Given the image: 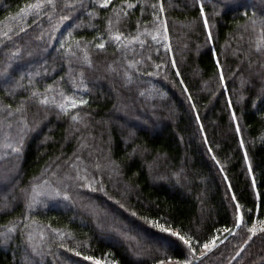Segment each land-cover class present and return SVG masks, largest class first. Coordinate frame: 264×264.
<instances>
[{
  "label": "trees",
  "instance_id": "16d2710c",
  "mask_svg": "<svg viewBox=\"0 0 264 264\" xmlns=\"http://www.w3.org/2000/svg\"><path fill=\"white\" fill-rule=\"evenodd\" d=\"M29 2L0 0V30L13 29L0 38V233L16 225L0 236V264L184 259L186 246L153 222L192 237L197 255L217 238L194 264H264V232L233 226L236 203L248 227L264 219V52L248 24L264 0H129L118 24L123 0H72L75 9L57 0L51 20L29 16L20 32L10 17ZM60 15L69 19L58 24ZM109 18L124 47L109 40ZM70 31L81 43L71 63L60 46ZM49 86L57 102L63 91L88 103L67 112L39 103L33 90ZM7 134L23 138L19 153L3 147ZM37 186L51 195L29 209Z\"/></svg>",
  "mask_w": 264,
  "mask_h": 264
},
{
  "label": "snow or ice",
  "instance_id": "6c2138e0",
  "mask_svg": "<svg viewBox=\"0 0 264 264\" xmlns=\"http://www.w3.org/2000/svg\"><path fill=\"white\" fill-rule=\"evenodd\" d=\"M76 3H79L81 7H83V0H76ZM76 3H73L72 0H65L64 2V7L66 8H73L75 9L76 7ZM94 4H98L100 5L102 8H106L108 7V5H110L112 3V0H93ZM123 4H127V8H133L134 5L132 3L129 2V0H123V3L120 7H113V14L115 17V23L118 24L119 20H120V15L121 12L124 11L123 8ZM58 7V3L57 0H30L29 3H26L23 7H21L18 12L16 13V15L14 17H10V19L16 21L19 25V31L23 32L25 31V28L27 26V19L29 16L34 17L33 23L36 22V20H38L41 15H47L48 19L51 20L52 19V13H55L56 9ZM153 8H156L157 5L153 4L152 5ZM160 7V11H163V4L161 3L159 5ZM201 12L204 11L203 8V4L201 3ZM48 9L50 10V12H46L45 10ZM127 13L125 12V15ZM89 16L91 17H95L97 15V13L95 11L89 12L88 13ZM245 16H248V13L245 12L244 13ZM69 17L67 15H60L58 18V24L63 23L64 21L68 20ZM159 19V17H158ZM108 27H107V35L110 41L114 42L117 44L118 47H124L125 45L122 43V37H123V33L119 31L118 28H114V20L113 18H109L108 19ZM204 24L207 25L208 24V19L207 16H204ZM248 24L251 25L252 29L254 31H258V36H257V40L255 43V49L258 52H264V15H261L259 17L256 16V13L253 11V14L251 17H248ZM58 25L54 26V30H56V27ZM76 27H79V25H76ZM13 29L12 28H6L4 30H0V38H7L10 39L11 37L9 36V33L12 32ZM98 36L100 37L101 42L96 44L95 47H97L98 49H104L105 48V44L107 43L106 41L103 40V34H98ZM212 36V32L209 30L208 32V37L209 39ZM67 37L63 42H61V48H65V46H67V55L70 58V63H71V58H76V51L73 49V46H75L76 49H80L81 48V43L78 40H74L72 39V32H68ZM155 38V37H154ZM133 39H138V37H133ZM91 43L86 42L85 46L83 47L82 51L84 52V62H86L87 64H91V60L88 56V48L87 45ZM128 43H131V41H128ZM141 44H143V41H141ZM170 47V45H169ZM16 55V54H13ZM175 63V61L173 60V64ZM217 63H219V60H217ZM6 71V69H5ZM221 79L223 78V69H221ZM52 91L51 86L47 87L45 89V93H40L36 90H33L32 92V96L36 97L38 99V102L41 104H45L47 105L50 102H53L56 104V106L63 112H67L70 109L76 108L78 105H82V104H87V100H84L82 98H74V97H70V96H65L64 92L61 91L59 93L61 100L59 102L56 101V98L54 96L50 97L49 95H47V93H50ZM9 108L11 106H8ZM16 112H21L22 108H17L15 110ZM12 113L10 112L9 115H11ZM74 120H78L80 119L79 114L77 113L76 115H74L72 117ZM233 118H235V112H233ZM24 126L25 128L27 127V122L24 121ZM8 127H11V124L8 125ZM236 130L239 131V125H237ZM5 143L3 144L4 148H8L11 149L12 152L15 153H19L21 151V145L23 143V138L21 137V140L17 143H12L10 141V137L8 135H5L4 137ZM241 143H243V141H241ZM245 156H247V152H245ZM251 163H249V170H251ZM81 179L87 181L88 177L87 176H82L80 177ZM88 187H91V184L87 185ZM230 187V185H229ZM54 194L56 196L61 195L60 191L54 190ZM47 195H51V193L45 192L43 190H41L38 186L34 187L31 193V197H30V203L28 205V208L31 209V207L40 202V197L42 196H47ZM65 199H68L69 197L67 196V194H63ZM232 199L235 200V196H232ZM234 208L236 210V215H235V220L233 222V226L236 228H239L241 226H244L246 228V230L251 233L252 235H256V233L259 232H264V219L262 220H257L256 223H253L251 225V227H248L247 222L244 219L243 214H241L239 212L240 209V205L239 203H236L234 205ZM251 211V210H249ZM134 215V214H133ZM33 224H35V221L33 222ZM154 226L158 229H160V231L164 234H169L171 237H175L178 239V241L182 242V244L184 246H186L187 252L185 253V258L184 259H179V258H173L170 256H167V253H164L165 258L163 259H158L155 264H194L195 261L200 260V258L202 256H204L206 253L204 250H207L208 252H211L213 248H215L217 246L216 244V237H213L209 242H206L202 245V250L200 251L199 255H197V248L193 246V238L192 237H186L185 235H182L180 232L173 230L171 227L165 226V224H161L159 222H153ZM25 227H31L30 225L26 224ZM47 227H51L50 225H48ZM53 232H58V229H52ZM218 232L220 231L219 229L217 230ZM224 232H228L230 234H232V229L228 228V227H224L223 229ZM16 232V225H13L11 228H6V231L4 233H0V236H4V237H9L10 233H14ZM39 235L43 236L44 232L41 230L39 231ZM251 238V237H249ZM28 239L32 240L33 239V234L31 232L28 233ZM171 243V241L168 240V238L165 237H161V247H167L169 244ZM196 244H199L200 242L197 240L195 241ZM69 251H73V249H69ZM239 253H237L238 255ZM77 256H81L82 253L81 252H76ZM83 259L85 261H91L92 264H118V262L116 261H110L107 259H102V258H98L96 256L93 255H85L83 256Z\"/></svg>",
  "mask_w": 264,
  "mask_h": 264
},
{
  "label": "rangeland",
  "instance_id": "374dc122",
  "mask_svg": "<svg viewBox=\"0 0 264 264\" xmlns=\"http://www.w3.org/2000/svg\"><path fill=\"white\" fill-rule=\"evenodd\" d=\"M7 135L10 136L9 134H7ZM0 171H3V167H0ZM66 201H68V200H66ZM70 205H72V204L70 203ZM206 252H208V251H206Z\"/></svg>",
  "mask_w": 264,
  "mask_h": 264
}]
</instances>
